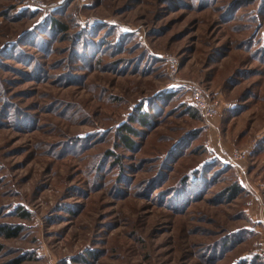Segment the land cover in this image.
<instances>
[{
  "label": "rangeland",
  "instance_id": "obj_1",
  "mask_svg": "<svg viewBox=\"0 0 264 264\" xmlns=\"http://www.w3.org/2000/svg\"><path fill=\"white\" fill-rule=\"evenodd\" d=\"M39 1L0 0V264H264V0Z\"/></svg>",
  "mask_w": 264,
  "mask_h": 264
},
{
  "label": "trees",
  "instance_id": "obj_2",
  "mask_svg": "<svg viewBox=\"0 0 264 264\" xmlns=\"http://www.w3.org/2000/svg\"><path fill=\"white\" fill-rule=\"evenodd\" d=\"M57 22H58L57 19H53V23H55L56 27L61 28V29L63 28L64 30H66V28H64L65 27L64 25H61L59 23L57 24ZM143 106L144 105H140V109H137L136 110V114L133 117H131L130 119L131 120L133 119V121L135 123H139V125H141L144 128L151 129V128L157 127L158 124L156 123V119H154L153 116H152L153 108H151L150 103L147 104V106H145L146 108L143 107ZM188 106H189L190 109L193 110L194 113H196L198 115H201V113L193 105H188ZM118 133L120 135V138H122V140H123L122 143H124V145L129 150H134L135 146H136L134 140L132 138H129L130 137L129 135L135 136V137L142 136V132L138 128H135L134 126H131L129 123H126V124L123 123L119 127ZM210 164H212V166L218 165L217 161H212ZM220 169H224V168H220ZM193 171L194 172L198 171V168H196ZM200 174H201V172L194 173V175H200ZM186 175L189 177L187 179V181H190V182H191V180L193 181V178H191V173H187ZM236 182H238V181H236ZM229 189L231 190L232 188H229ZM227 190L228 189H226L225 191H227ZM232 196L234 197V192H232L231 197ZM3 228H4V230H6V229L8 230V227H3ZM1 231H3V230H1ZM18 261H21V260H18Z\"/></svg>",
  "mask_w": 264,
  "mask_h": 264
},
{
  "label": "built area",
  "instance_id": "obj_3",
  "mask_svg": "<svg viewBox=\"0 0 264 264\" xmlns=\"http://www.w3.org/2000/svg\"><path fill=\"white\" fill-rule=\"evenodd\" d=\"M37 4L41 3L39 0H33ZM170 73L174 74L178 68L177 62L174 60L171 62ZM191 102L192 105L201 113V115L208 121L213 120L221 112V101L209 94L206 89L199 85L192 86L191 89ZM246 153L240 150H233L230 153V159L233 162H237L245 158Z\"/></svg>",
  "mask_w": 264,
  "mask_h": 264
},
{
  "label": "crops",
  "instance_id": "obj_4",
  "mask_svg": "<svg viewBox=\"0 0 264 264\" xmlns=\"http://www.w3.org/2000/svg\"><path fill=\"white\" fill-rule=\"evenodd\" d=\"M212 139V138H211ZM213 140V139H212Z\"/></svg>",
  "mask_w": 264,
  "mask_h": 264
}]
</instances>
